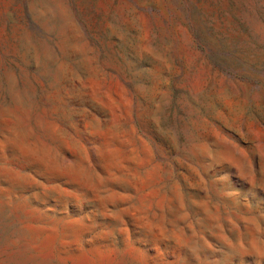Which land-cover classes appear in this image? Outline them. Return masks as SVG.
<instances>
[{"label":"rangeland","instance_id":"374dc122","mask_svg":"<svg viewBox=\"0 0 264 264\" xmlns=\"http://www.w3.org/2000/svg\"><path fill=\"white\" fill-rule=\"evenodd\" d=\"M0 264H264V0H0Z\"/></svg>","mask_w":264,"mask_h":264}]
</instances>
